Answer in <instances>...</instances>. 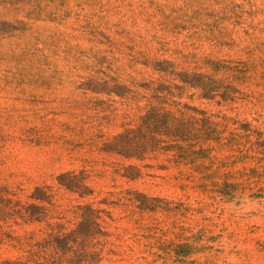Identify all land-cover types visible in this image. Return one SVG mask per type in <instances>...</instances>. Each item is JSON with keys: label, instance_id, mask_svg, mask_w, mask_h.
Returning a JSON list of instances; mask_svg holds the SVG:
<instances>
[{"label": "rangeland", "instance_id": "374dc122", "mask_svg": "<svg viewBox=\"0 0 264 264\" xmlns=\"http://www.w3.org/2000/svg\"><path fill=\"white\" fill-rule=\"evenodd\" d=\"M153 108L157 149L108 150ZM51 233L46 264H264V0H0V264Z\"/></svg>", "mask_w": 264, "mask_h": 264}, {"label": "trees", "instance_id": "16d2710c", "mask_svg": "<svg viewBox=\"0 0 264 264\" xmlns=\"http://www.w3.org/2000/svg\"><path fill=\"white\" fill-rule=\"evenodd\" d=\"M157 109L153 108L149 115L142 118V124L136 129H129L114 137V140L108 144V150L125 157H139L147 150H155L159 147L161 139L158 137L162 131L158 130V120L150 122L152 114ZM170 116V113H168ZM179 119L173 116L171 121L164 124L165 133L172 135L176 140H183L181 135V123ZM176 147L182 148L179 145ZM70 235L51 233L48 237L33 244L26 261H9L7 264H46L50 263V253L58 256L63 252L65 241Z\"/></svg>", "mask_w": 264, "mask_h": 264}]
</instances>
